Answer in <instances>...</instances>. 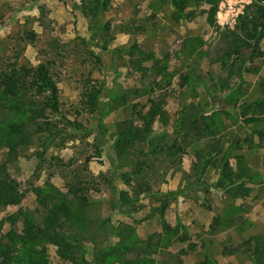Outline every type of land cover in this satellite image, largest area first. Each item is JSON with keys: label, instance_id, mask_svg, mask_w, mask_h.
Instances as JSON below:
<instances>
[{"label": "rangeland", "instance_id": "rangeland-1", "mask_svg": "<svg viewBox=\"0 0 264 264\" xmlns=\"http://www.w3.org/2000/svg\"><path fill=\"white\" fill-rule=\"evenodd\" d=\"M252 1L220 0L214 24L210 25L206 13H201L202 9L207 11L209 8L204 1L195 0L186 8L192 11L189 18L171 23L168 12L151 18L146 1L110 0L107 9L100 14V26L90 29L87 18L78 8L77 0H0V70L11 63L35 65L48 61L59 89V113L71 123V126L66 127L70 134L60 137V141L54 140L45 148H42L37 136L31 138V143L26 146L19 144L17 155L13 159L8 154L7 147L0 148V164H6L10 180L24 193L18 205L0 208V222L18 208L34 210L35 214L39 212L30 190L32 186L48 182L65 192L66 184L73 174L87 175L88 171L89 176L96 179L95 183L99 182L98 179L107 177L115 187L114 192L105 182L99 183V192H89L92 200L88 203V211L100 219L110 217L109 223L113 225L122 222L132 225L143 242L152 240L153 235L160 231L159 218L154 212L158 203L151 204L149 198L143 196L138 197L141 205L139 209L135 205L132 208L118 202L119 190L129 189L123 185L119 174L128 168L115 165L111 136L120 122L133 119L136 111L147 110L140 107L133 109L134 103L144 97L157 98L165 90V105L152 123L154 133L164 127L169 129L173 114L180 108L181 96L186 98V104L200 105L201 113H208L221 106L227 107L222 98L232 89L233 97L238 102L245 99L241 98L245 90L248 91L246 99L259 97L264 89V39L259 43L261 54L253 61L242 63L247 53L242 43L239 44V53L225 56L232 49V45L229 46L228 43V31L239 34L235 27ZM25 30L35 32L34 41L24 39ZM101 37L107 40L105 49H102ZM132 44L144 52L152 53L156 60L166 65L163 74L169 76L168 87H162V74L153 72L149 68V62L141 60L139 67L145 70H134L132 63L138 59V55L134 52L128 56L124 51ZM91 53L99 56L98 62ZM140 57L143 58V55ZM222 61H228V65L222 67ZM187 63L190 66L188 68ZM184 70L188 72L187 81L192 86L189 84L182 89L178 87V74L174 75L173 72L181 73ZM238 72L240 78L237 77ZM87 77L103 84L100 101L101 111L105 114L79 112L81 85ZM223 87L227 89L224 88V92L220 93ZM40 132V126L33 125L31 135ZM201 144L203 143L193 141L184 144L185 154L182 156L180 169L168 171L165 177L161 176V163L155 162L153 170L156 180L152 181V188L165 195V185H174L178 180L179 186L189 180L185 177L192 173L193 165L199 162L196 151ZM96 147L100 151L99 156H95ZM261 149L260 154L252 153L246 158L253 173L260 171L264 175L261 161L264 149ZM40 152L41 157L38 156ZM85 157L92 158L84 172L82 168ZM183 163L188 171L182 169ZM133 178L134 175H131V184L135 183ZM215 196L210 203L214 209H218L221 203L219 195L216 193ZM174 202L165 209L164 219L170 225L178 223L185 229L186 225L179 220L183 208ZM193 209L204 223L211 219L210 213L198 203L194 204ZM261 210L264 211V205L263 208L252 210L248 217L255 219L258 214H264ZM236 215L238 223L234 228L218 236H210L211 253H215L217 246L224 243L228 247L226 252L232 250L249 237L248 233L245 234V224L241 223L240 214ZM199 223L189 224L188 228L191 227V230H187V241H175L160 248L154 256V264H179V261L193 264L190 261L192 256L186 255L184 250L193 241L196 245L199 243L200 231L195 226L204 227V223ZM260 226H255V230L264 229V225ZM17 227L16 224L15 228ZM7 228L9 225L4 222L0 231ZM197 255L198 253H194V257H198ZM230 255L234 259L239 251L231 254L227 252L219 257L224 260L221 263L217 259L219 264H227L226 260ZM48 261V264L58 262L53 246H48Z\"/></svg>", "mask_w": 264, "mask_h": 264}, {"label": "trees", "instance_id": "trees-1", "mask_svg": "<svg viewBox=\"0 0 264 264\" xmlns=\"http://www.w3.org/2000/svg\"><path fill=\"white\" fill-rule=\"evenodd\" d=\"M77 1L90 29L99 27L100 14L107 9L110 0ZM143 1L147 2L151 18L168 12L171 23H174L190 17L192 11L186 8L195 0ZM200 1L209 6L207 11L202 9L201 13H206L207 21L213 25L220 0ZM235 28L239 34L228 31V43L229 46L232 45V49L225 56L239 53V44L242 43L247 51L243 64L258 58L261 54L259 43L264 39V0H253L239 17ZM23 35L30 42L36 36L33 30H25ZM101 38L102 49H105L107 40ZM124 51L128 56L134 52L138 55V59L132 63L134 70H145L139 67L141 60L149 62V68L153 72L162 74V87L170 85L169 76L163 74L166 65L156 60L152 53L140 50L135 44ZM91 54L98 62L99 56ZM220 63L222 67L228 65V61ZM230 64L231 62L229 68ZM185 71L173 72L174 75L178 74V87L182 89L189 84L192 86L187 81L188 72ZM237 77H241L240 72ZM224 88L227 89L223 87L220 93L224 92ZM103 89L101 82L91 77L85 78L81 85L79 112L101 113L100 95ZM234 89L236 91V87ZM232 91H228L222 98L227 107L221 106L208 113L199 112L201 107L198 104H186V98L181 96L180 108L173 114L169 129L164 127L158 133L152 130V123L165 105L167 90L159 93L157 98H141L132 108L147 110L136 111L133 119L120 122L111 136L115 165L128 168L119 175L123 185L130 191L120 189L118 202L132 208L135 205L139 209L141 205L138 197L143 196L149 198L151 204L158 203L154 212L159 218L160 231L153 235L152 240L143 242L132 225L123 222L113 225L109 223L110 217L100 219L88 211V203L92 200L90 191L99 192L98 186L102 182L114 192L115 187L107 177H102L95 183L96 179L89 176L86 168L92 157H85L82 170L87 171V175L73 174L66 184L65 192L48 182L31 187L34 204L39 212L35 214L34 210L18 208L0 222V229L4 222L9 225V228L0 231V264H48V246L54 247L57 264H154V256L160 248L188 239L186 228L185 230L178 223L170 225L164 219L169 200H174L179 191H168L162 195L159 190L152 188V181L156 180L154 163H161V176L164 177L170 170H179L185 154L184 144L191 141L203 144L196 151L199 162L193 165L191 174H186L185 179L189 180H186L184 188L203 184L205 181H200V178L209 170L217 173L213 186L229 197L248 195L251 189L243 187L246 181L264 184V178L251 172L244 154L239 152L241 149L260 146L264 149V89L259 97L240 102L233 97ZM59 106V89L48 61L35 65H6L0 70V148L7 147L12 158L17 155L19 144L26 146L34 136H37L36 139L45 148L54 140L60 141V137L70 134L66 127L71 126V123L60 115ZM33 125L40 126L42 132L31 135ZM254 136L258 137L260 143L254 142ZM38 154L41 157L42 153ZM95 154H100L97 147ZM262 164L264 165V153ZM131 175H134V184H131ZM23 195L10 180L6 164H0V208L18 205ZM196 195L199 196V193ZM239 212L238 209L229 207L225 215L213 216L207 234L214 235L219 230L236 226V214ZM204 246L202 242L199 247ZM194 247L195 244H190L187 250ZM226 249L228 247L224 245L220 253L226 255L227 252L231 254L242 251L249 257L251 264H264V232L248 237L232 250L226 252ZM196 264L218 263L213 253L205 249Z\"/></svg>", "mask_w": 264, "mask_h": 264}, {"label": "crops", "instance_id": "crops-1", "mask_svg": "<svg viewBox=\"0 0 264 264\" xmlns=\"http://www.w3.org/2000/svg\"><path fill=\"white\" fill-rule=\"evenodd\" d=\"M247 92L248 91L245 90L243 95L241 94V98L246 99L248 97ZM253 140L255 143H260V140L258 139L257 136H254ZM261 148L262 147L260 146V147L252 148V149H241L239 152H242L244 154V157L248 163L247 159L249 158V155H251L252 153L260 154L262 151ZM246 157H248V158H246ZM261 161H262V158H261ZM249 167H250L251 172L253 173V170H252L250 164H249ZM182 169L184 171H188V167L185 166L184 163H183ZM256 174H257V176L264 178V175L262 172L256 171ZM216 178H217V173H215L214 170H209L207 172V174H204L203 177L200 178V181H202V180L205 181L203 184L195 185V186H192L190 188H184L186 181L182 185L178 186L179 183L177 180V182H175L176 184H174V185L171 183L168 185H165L166 192H168V191H179L178 194L175 196L174 200H169L168 206L170 207L172 202L175 201L174 202L175 205H178L179 207L181 206V208H183V211L181 212V218L179 219L180 223H182L184 226L186 225V229L189 231L191 230V227L188 228L190 223H196V222H200L199 224L204 223V221H201L200 217L198 216L196 211L193 209V206L195 203H198L201 208L205 209V211L210 213L211 218L217 214L225 215L227 213V208L229 209V207H234V208L238 209V212L240 211L239 214H240V219L242 221L241 223L243 225L245 224V226H244L245 234L248 233V235L250 237V236L256 235L258 233H263L264 229L257 231V230H255V226L260 224L261 225L260 227H263L262 225H264V221H262V219L264 217V214L263 213L258 214L259 219H258V216L255 219H253L252 217H248V215L255 208H258V209L263 208V205H264V184L259 183V182L250 183V182L246 181V182H244L243 187H249L251 189V191L249 192L248 195H245L243 197H240V196L239 197L238 196L237 197H229L222 190L215 188L213 186V183L216 180ZM196 193H199V196H197ZM216 193L219 195L218 196L219 201H220L219 203H221V206L218 209H214L210 203L211 199L213 197H216L215 196ZM205 205L207 207H205ZM261 211H263V210H261ZM210 222H211V219H209L207 222L205 221L203 228L200 225H199V227L194 225L200 231V237H199L200 241H199V243H197V245L193 241V244H195V247H196V248L194 247V249L192 251L193 255H191L192 252L190 250H187V249L184 250L186 255H189V257L192 256L190 261L193 264H196L202 258L205 249H209V250L211 249V246L209 243L210 242V236L211 237H214L216 235L218 236V235H220L224 232H228L230 229L234 228V227H229V228L224 229V230H219V232H217L214 235H209V234H207L206 231L208 229ZM202 230L205 231L206 233H203ZM202 242H204V244H205V246L203 248L199 247ZM224 245H225V243L222 246H219V247L217 246V250H215V253H213V255L215 256V259L216 260L218 259L219 262L221 261V263L224 260L219 259V257L223 256L220 253V250L223 249ZM194 253H198V255H197L198 257H194ZM235 258H240V259H235ZM218 260H217V263L219 264ZM179 263L185 264L183 261L182 262L179 261ZM226 263L227 264H251V261H250L249 257L246 255V253L239 251V255H237V257H234V259H233V256L230 255L228 260H226ZM188 264H190V263H188Z\"/></svg>", "mask_w": 264, "mask_h": 264}]
</instances>
